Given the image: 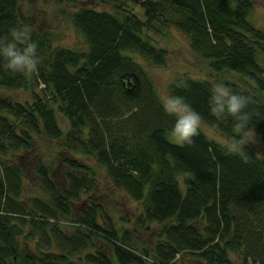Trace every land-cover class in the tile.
<instances>
[{"label": "trees", "instance_id": "obj_1", "mask_svg": "<svg viewBox=\"0 0 264 264\" xmlns=\"http://www.w3.org/2000/svg\"><path fill=\"white\" fill-rule=\"evenodd\" d=\"M19 1L0 0V42L10 39V28L22 27ZM122 1L115 11L81 6L70 15L86 50L55 45L48 32L28 29L37 44V73L26 77L0 67V264H180V258L264 264V159L250 145L242 155L228 154L203 131L191 146L170 141L175 118L136 58L164 65L167 52L149 33L176 27L212 70L233 72L255 88L225 83L249 97L248 127L264 143V28L248 19L251 0ZM179 81L187 86L177 87ZM212 85L182 75L169 90L230 138L235 120L209 113ZM35 87L44 93L34 91L32 102L1 95ZM57 112L69 121L68 131ZM42 135L71 154L62 159V181L40 157L29 162ZM75 155L94 160L141 204L136 230L160 225L153 253L93 196L94 168ZM28 163L39 194L26 189Z\"/></svg>", "mask_w": 264, "mask_h": 264}, {"label": "rangeland", "instance_id": "obj_2", "mask_svg": "<svg viewBox=\"0 0 264 264\" xmlns=\"http://www.w3.org/2000/svg\"><path fill=\"white\" fill-rule=\"evenodd\" d=\"M118 1L123 2L122 0H80L77 5H73L59 4L55 0H20L18 11L23 28L37 29L40 33L48 32L52 35L55 45L86 50L85 37L74 26L70 15L81 6L115 11V5ZM251 2L252 7L248 15L249 21L257 28H264V0H251ZM134 9L142 15L139 7ZM149 34L153 43L167 52L165 64L158 66L142 56L137 55L136 58L151 75L161 99L170 95L171 84L182 75L207 80L213 84L223 83L225 85L227 81L237 82L251 90H255L248 81L233 72H215L212 70L210 62L192 50L187 35L176 27H163L161 32L154 31ZM262 63L264 64V58H262ZM34 91L40 95L44 93L41 87H35L32 90H3L1 95L13 101L26 103L32 102ZM57 120L64 131L70 129L69 121L60 112H57ZM201 131L219 143H224L228 139L217 128L203 121ZM168 138L170 141L175 142L170 135ZM36 139V147L33 155L29 157V162L34 161L32 160L34 156L40 157L49 164L53 176L62 181L64 172L62 159L71 154L64 150L60 141H51L44 135L37 136ZM248 145L253 147L259 156L264 159V143L260 141L256 134L254 142ZM75 158L94 168L96 176L93 196L106 207L118 227L134 230L133 236L139 244L153 253L158 240L160 225L152 223L146 229L136 230V220L142 213L141 204L129 197L124 190L117 188L106 172L98 168L94 160L85 155H75ZM27 167L29 179L26 189L29 194H39L42 192V187L32 173L31 165L29 164ZM180 179L182 181V178ZM232 257L235 259V256L232 255ZM179 261H181L180 264H189V261L185 258H180ZM247 264L254 263L249 261Z\"/></svg>", "mask_w": 264, "mask_h": 264}, {"label": "clouds", "instance_id": "obj_3", "mask_svg": "<svg viewBox=\"0 0 264 264\" xmlns=\"http://www.w3.org/2000/svg\"><path fill=\"white\" fill-rule=\"evenodd\" d=\"M10 39L0 42V67L13 74L31 76L38 71L39 57L37 44L32 41L27 28H10ZM177 87H186V82L179 81ZM249 97L232 91L223 83L213 84L210 89L209 113L218 121L231 117L235 120L234 135L221 147L228 154L242 155L246 146L255 139L254 130L248 127L250 119L245 111ZM165 112L175 118L170 129V137L178 145L191 146L202 128V116L186 99L179 95H169L161 100Z\"/></svg>", "mask_w": 264, "mask_h": 264}]
</instances>
